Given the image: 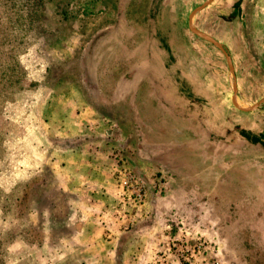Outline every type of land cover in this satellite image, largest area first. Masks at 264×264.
I'll list each match as a JSON object with an SVG mask.
<instances>
[{
	"label": "rangeland",
	"instance_id": "rangeland-1",
	"mask_svg": "<svg viewBox=\"0 0 264 264\" xmlns=\"http://www.w3.org/2000/svg\"><path fill=\"white\" fill-rule=\"evenodd\" d=\"M192 1L0 0V264L104 260L65 188L91 177V126L127 232L163 197L153 264H264V0L239 26ZM132 232L106 237L138 264Z\"/></svg>",
	"mask_w": 264,
	"mask_h": 264
},
{
	"label": "crops",
	"instance_id": "crops-1",
	"mask_svg": "<svg viewBox=\"0 0 264 264\" xmlns=\"http://www.w3.org/2000/svg\"><path fill=\"white\" fill-rule=\"evenodd\" d=\"M179 1L180 0H175L176 5L173 6L174 9H177V3H179ZM189 4L193 7L194 11L206 10L208 15L212 14V12L218 13L219 9L232 10L233 19L231 22L227 20L228 22H226V24L228 25L231 23V25L236 26H239V21L241 20L238 11L245 8L243 0H205L201 3H198V0H193ZM257 7L261 9L259 4L255 5V8ZM244 57H246L245 54ZM237 72H239L238 69ZM94 132L91 126V177L69 178L67 176L65 177V185L67 184L65 188L66 191L76 195L81 202L76 211H84L86 216L91 217V248L109 250V252L105 251L102 254L104 260H101V264H117V261L119 264H127L129 257L126 252L121 254L117 253L120 249H124L125 251L127 247L124 248L123 245H120L122 241L117 242L114 239L110 241L109 238L106 237H111L110 235L112 234L115 236H124L133 231L127 232L126 225H124L125 221L128 220V215H121L122 212L117 210L122 204L121 202L124 201V198L122 197L120 182L114 179V175H112V169L114 167H112L113 159L111 156L114 154L111 152L112 150L106 147L109 143L110 133L105 134L97 132V135H93L95 134ZM82 136L84 135L82 134ZM86 147L88 146L86 145ZM119 166H121V164H119ZM120 169L122 170V168ZM160 202H163V197L162 199H157L156 197L149 199L148 202L145 203V206H140L138 209L141 213L136 214L138 216L137 225L132 233L137 235L136 244L138 251H140L137 255H140L138 264L154 263L151 257L148 258V254L149 252H153L157 241H159L157 235L165 232L166 228L171 226L163 221L167 218L159 208ZM113 204H116L115 208ZM124 208L126 209L127 207ZM98 234H105V239L103 238L102 242L101 239L97 237ZM114 250L116 256L113 260L111 258V251Z\"/></svg>",
	"mask_w": 264,
	"mask_h": 264
}]
</instances>
